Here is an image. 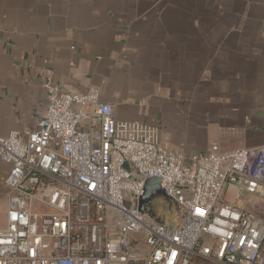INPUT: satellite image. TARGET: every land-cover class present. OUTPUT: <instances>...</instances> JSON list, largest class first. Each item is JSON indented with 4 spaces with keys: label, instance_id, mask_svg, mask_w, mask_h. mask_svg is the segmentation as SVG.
<instances>
[{
    "label": "built area",
    "instance_id": "2783aa9c",
    "mask_svg": "<svg viewBox=\"0 0 264 264\" xmlns=\"http://www.w3.org/2000/svg\"><path fill=\"white\" fill-rule=\"evenodd\" d=\"M45 87L38 127L0 135V264H264V146L185 155L96 87ZM151 177L184 210L174 226L138 210Z\"/></svg>",
    "mask_w": 264,
    "mask_h": 264
},
{
    "label": "crops",
    "instance_id": "0c3cea01",
    "mask_svg": "<svg viewBox=\"0 0 264 264\" xmlns=\"http://www.w3.org/2000/svg\"><path fill=\"white\" fill-rule=\"evenodd\" d=\"M48 81L185 155L264 146V0H0V135L38 127Z\"/></svg>",
    "mask_w": 264,
    "mask_h": 264
},
{
    "label": "water",
    "instance_id": "95a60500",
    "mask_svg": "<svg viewBox=\"0 0 264 264\" xmlns=\"http://www.w3.org/2000/svg\"><path fill=\"white\" fill-rule=\"evenodd\" d=\"M138 210L168 226H174L184 214L183 208L163 190L157 177L145 181L143 192L138 198Z\"/></svg>",
    "mask_w": 264,
    "mask_h": 264
},
{
    "label": "rangeland",
    "instance_id": "374dc122",
    "mask_svg": "<svg viewBox=\"0 0 264 264\" xmlns=\"http://www.w3.org/2000/svg\"><path fill=\"white\" fill-rule=\"evenodd\" d=\"M251 207H249V208H251ZM261 210H264V204L262 205ZM2 213L3 214H2V217H1V225H4V222H5V210H3Z\"/></svg>",
    "mask_w": 264,
    "mask_h": 264
}]
</instances>
